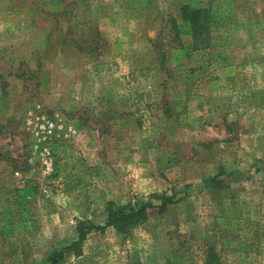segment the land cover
<instances>
[{
	"label": "rangeland",
	"instance_id": "rangeland-1",
	"mask_svg": "<svg viewBox=\"0 0 264 264\" xmlns=\"http://www.w3.org/2000/svg\"><path fill=\"white\" fill-rule=\"evenodd\" d=\"M183 4L215 15L208 46ZM162 195L61 264H201L205 243L264 264V0H0V264H48L106 201Z\"/></svg>",
	"mask_w": 264,
	"mask_h": 264
},
{
	"label": "trees",
	"instance_id": "trees-1",
	"mask_svg": "<svg viewBox=\"0 0 264 264\" xmlns=\"http://www.w3.org/2000/svg\"><path fill=\"white\" fill-rule=\"evenodd\" d=\"M29 9H31V16L28 17L29 23L33 24V14L36 13V10L32 8ZM179 11L181 20L187 22L188 25L191 38L190 48L197 50L208 46L213 37L210 32L215 26V15H213L207 7L189 8L184 4L179 6ZM172 27H174V25ZM70 43L78 49H81V47L74 42ZM60 165L59 158L53 160L52 171L54 174L58 173ZM70 181L73 186L80 185V174H77L76 178H71ZM157 199L159 200V203L155 205L149 202L118 205L112 201H106L104 203V223L99 225L93 224L86 219L76 220L74 224L76 238L71 240L67 245L61 247L59 250L53 251L49 256L48 264H61L65 253L78 255L80 251V244L90 231H102L105 227H110L114 233L124 235L131 228L146 220L149 209H155L158 213L164 212L166 206L171 203V198L169 196L162 195ZM201 250V264L219 263L218 255L213 244L205 243ZM164 264H176V261L166 260Z\"/></svg>",
	"mask_w": 264,
	"mask_h": 264
},
{
	"label": "built area",
	"instance_id": "built-area-1",
	"mask_svg": "<svg viewBox=\"0 0 264 264\" xmlns=\"http://www.w3.org/2000/svg\"><path fill=\"white\" fill-rule=\"evenodd\" d=\"M48 127H51V124H48ZM44 169L46 170V172L52 170V163L50 160H45L44 162Z\"/></svg>",
	"mask_w": 264,
	"mask_h": 264
}]
</instances>
